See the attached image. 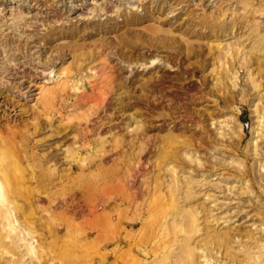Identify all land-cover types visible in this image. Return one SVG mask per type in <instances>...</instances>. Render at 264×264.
Here are the masks:
<instances>
[{
    "label": "rangeland",
    "instance_id": "1",
    "mask_svg": "<svg viewBox=\"0 0 264 264\" xmlns=\"http://www.w3.org/2000/svg\"><path fill=\"white\" fill-rule=\"evenodd\" d=\"M0 177V264H264V0H0Z\"/></svg>",
    "mask_w": 264,
    "mask_h": 264
},
{
    "label": "bare ground",
    "instance_id": "2",
    "mask_svg": "<svg viewBox=\"0 0 264 264\" xmlns=\"http://www.w3.org/2000/svg\"><path fill=\"white\" fill-rule=\"evenodd\" d=\"M5 47V46H4ZM3 57V56H2ZM4 60L5 61H3L2 63L4 64V66H2V67H5V65L6 66H8V61L4 58ZM11 62V61H10ZM9 62V63H10ZM12 63V62H11ZM2 64V65H3ZM13 64V63H12ZM11 66V65H10ZM37 67V66H36ZM39 68V67H38ZM88 68H91V67H88ZM13 69V68H12ZM11 69V70H12ZM15 69V68H14ZM80 69H81V67H80ZM5 70V69H4ZM9 70V69H8ZM17 70V69H16ZM13 71V70H12ZM11 71V72H12ZM15 71V70H14ZM63 71H65V70H63ZM9 72V71H8ZM19 72V71H18ZM39 72V71H38ZM63 73L64 72H59L58 70H56L55 69V66L52 64H50V65H48V66H45V67H43V68H41V70H40V82H41V84H40V86H39V88L41 89V91L42 92H44V91H47V89L45 88L48 84H50V83H54V81H56V78H55V76H57V77H59V78H62V75H63ZM6 74V73H5ZM10 74V73H9ZM17 74V73H16ZM16 74L14 73L13 75H15L16 76ZM7 75V74H6ZM12 75V76H13ZM4 76V75H3ZM32 76V75H31ZM17 77H18V74H17ZM3 78V77H2ZM17 79V78H16ZM19 79H21L20 77H19ZM13 81H15L14 79H12ZM12 83H14V82H12ZM15 84L17 85V88L19 89V91H20V93H21V95L24 97V98H29L30 97V95H32V94H30L29 92H31L32 91V87H33V84H26V82L25 81H23V80H20V81H15ZM15 85V86H16ZM38 93V92H37ZM20 95V96H21ZM12 115V114H11ZM2 179H1V177H0V188L2 187ZM8 225L11 227V228H14V229H16L17 227H16V223L14 222V220L12 219L11 220V218H9L8 217ZM25 237H24V235L23 236H21V239H24Z\"/></svg>",
    "mask_w": 264,
    "mask_h": 264
}]
</instances>
